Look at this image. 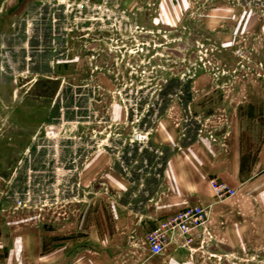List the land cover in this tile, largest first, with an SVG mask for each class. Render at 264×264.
<instances>
[{
	"label": "rangeland",
	"instance_id": "rangeland-1",
	"mask_svg": "<svg viewBox=\"0 0 264 264\" xmlns=\"http://www.w3.org/2000/svg\"><path fill=\"white\" fill-rule=\"evenodd\" d=\"M11 3L0 0V17ZM35 7L55 18L64 10L65 20L54 24L63 21L67 29L79 20L82 28L91 24L97 41L76 42L67 32L66 61L50 52V66L25 40L18 54L2 57L0 77L7 81L2 87L0 78V264H41L40 254L34 258L22 249L40 247L43 223L57 225L61 217L69 225L76 220L82 246L92 223L96 243L113 248L115 264H144L136 251L148 252L151 225H129L119 199L106 204L105 158L98 160L97 204L79 199L88 191L74 189L73 173H67L79 162L74 154L104 155L113 144L122 147L128 135H145L142 130L175 100L179 87L201 85L195 81L199 74L212 87L208 108L220 122L235 105L259 99L264 0H35ZM263 132L264 122L258 126V134ZM234 190L219 200L211 189L213 201L199 205L209 218L195 230L200 238L180 243L189 253L172 252V241L162 254L148 252L151 263L264 264V174Z\"/></svg>",
	"mask_w": 264,
	"mask_h": 264
},
{
	"label": "crops",
	"instance_id": "crops-1",
	"mask_svg": "<svg viewBox=\"0 0 264 264\" xmlns=\"http://www.w3.org/2000/svg\"><path fill=\"white\" fill-rule=\"evenodd\" d=\"M205 80L206 76L199 74L195 81L201 85L176 90L175 100L171 97L164 110L154 116L153 124L142 130L145 141H136L128 135L121 141L122 147L118 145L116 149L113 144L104 155L98 150L74 154L79 162L67 173H73L74 189L88 191L87 197L79 199L97 204L94 191L98 189L99 158H105L107 165L106 204L114 205L115 198L122 201L120 205L130 216L126 221L129 225L132 221L142 222L140 229L147 228L145 223L152 226L149 223L153 219L169 216L185 206L211 203L210 178L236 190L257 181L264 174V132L262 136L258 134V126L264 122V90L259 99L235 105L220 122L208 108L213 102L208 94L213 91L203 84ZM251 90L258 93L257 86ZM199 96L201 100L195 102ZM67 173L64 176L68 177ZM75 221L69 225L61 217L57 225L44 222L41 246L22 249V253L34 254V258L40 254L41 264H115L113 248L96 243L97 231L92 230V223L87 246L80 244L79 240L85 237L73 226ZM182 240L181 235L174 236L176 246L172 252L189 253L179 247ZM136 253L146 260L144 264H152L154 258L149 257L146 249Z\"/></svg>",
	"mask_w": 264,
	"mask_h": 264
},
{
	"label": "flooded vegetation",
	"instance_id": "flooded-vegetation-1",
	"mask_svg": "<svg viewBox=\"0 0 264 264\" xmlns=\"http://www.w3.org/2000/svg\"><path fill=\"white\" fill-rule=\"evenodd\" d=\"M35 8V0H13V3L6 7L5 15L0 17V74L3 71L2 57L6 55L8 58L11 55L18 54L20 48H23L22 40L30 44L28 45L30 52L44 53L49 66L53 64L49 61L50 52H57V56L61 57V61H66L69 51L67 32H73L76 42L80 38L83 39V37H90L91 42L97 41V35L93 34L96 28L91 29V24L82 28L83 23L79 20L75 21L74 29H67V25L63 21L54 24L55 21L58 22L60 19L65 20L64 10L61 11V16L57 14L58 16L55 18L50 16V12H44V10L37 12ZM55 25H57V28H54ZM92 36L95 37L93 40ZM8 46H11V51H3ZM95 50L97 51V47ZM27 59L31 60V57ZM0 78L2 87H4L7 77Z\"/></svg>",
	"mask_w": 264,
	"mask_h": 264
},
{
	"label": "built area",
	"instance_id": "built-area-1",
	"mask_svg": "<svg viewBox=\"0 0 264 264\" xmlns=\"http://www.w3.org/2000/svg\"><path fill=\"white\" fill-rule=\"evenodd\" d=\"M51 127L46 126V129ZM136 139V136L134 137ZM140 141V140H139ZM209 185L214 196L226 199L234 195L235 190L223 181L216 178L209 180ZM209 218L208 211L205 207L194 205L186 206L169 216L160 219H153L152 226L146 233V245L152 255L161 254L167 244L173 241V237L177 234L183 237V244L188 245L194 237L200 238V234L195 230L201 228Z\"/></svg>",
	"mask_w": 264,
	"mask_h": 264
},
{
	"label": "bare ground",
	"instance_id": "bare-ground-1",
	"mask_svg": "<svg viewBox=\"0 0 264 264\" xmlns=\"http://www.w3.org/2000/svg\"><path fill=\"white\" fill-rule=\"evenodd\" d=\"M144 139H146V136H145V135H143V134H138V135H136V139H135V140L138 141V140H144ZM173 238H174V237H173ZM193 239H196V238L194 237V234L192 235V240H193ZM192 240H191V241H192ZM183 241H184V240H183ZM148 252L150 253L149 250H148ZM163 252H164V251H163ZM163 252H162V253H163ZM162 253H161V254H162ZM150 254H151V253H150ZM151 255H152V254H151Z\"/></svg>",
	"mask_w": 264,
	"mask_h": 264
},
{
	"label": "water",
	"instance_id": "water-1",
	"mask_svg": "<svg viewBox=\"0 0 264 264\" xmlns=\"http://www.w3.org/2000/svg\"><path fill=\"white\" fill-rule=\"evenodd\" d=\"M4 99L6 102L9 100V97L7 96V94H4Z\"/></svg>",
	"mask_w": 264,
	"mask_h": 264
}]
</instances>
